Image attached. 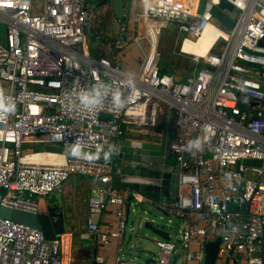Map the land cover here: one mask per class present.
<instances>
[{
    "label": "built area",
    "instance_id": "obj_1",
    "mask_svg": "<svg viewBox=\"0 0 264 264\" xmlns=\"http://www.w3.org/2000/svg\"><path fill=\"white\" fill-rule=\"evenodd\" d=\"M88 1L0 0L5 27L0 89L15 104L0 119V209L36 213L40 197L61 189L75 175L87 176L100 182L87 200V231L104 245L124 237L127 198L133 204L145 198L131 187L101 184L115 177L121 146L111 142L126 125L167 131L169 123H157L165 107L175 123L168 147L178 163L177 196L166 211L178 217L180 226L169 239H153L156 252L149 264H171L177 253L176 263L202 264L204 244L217 236L214 264H264V164L241 162L264 160V0H225L236 10L221 11L231 26L211 11L221 0H205L200 12L199 0H134L148 51L139 44L136 28L121 17L107 48L114 52L129 40L138 44L143 57L134 73L122 69L113 56L92 55L89 41L106 46L108 34ZM160 19L175 22L180 46L206 27L222 32L205 55L188 53L195 64L204 65L183 79L159 70ZM216 45L219 51L212 52ZM95 90L100 103L84 105L80 97ZM116 92L126 100L119 110L113 104ZM102 113L109 118H101ZM28 143L55 145L61 151L43 161L32 157L38 151L23 153ZM76 143L79 157L71 155ZM97 151L98 160L83 158ZM104 152L110 153L108 161ZM109 205L116 207L115 227L92 221V214ZM64 235L47 239L38 227L0 215V264H67ZM88 255L94 264L104 262L94 250ZM113 264L133 260L117 255Z\"/></svg>",
    "mask_w": 264,
    "mask_h": 264
},
{
    "label": "water",
    "instance_id": "obj_2",
    "mask_svg": "<svg viewBox=\"0 0 264 264\" xmlns=\"http://www.w3.org/2000/svg\"><path fill=\"white\" fill-rule=\"evenodd\" d=\"M205 0H199L197 11H202ZM130 0H128V8ZM222 9L226 11H236L230 3L225 0H221L216 6H213L211 11L214 17L223 24L232 25L230 17L221 13ZM129 11H126V16ZM264 42V40H261ZM101 118H109L107 114H100ZM166 129H163V141L166 138ZM193 140V139H192ZM164 147L161 151H149L147 144L140 143L138 147H134L132 152H123V147L120 153L117 155V163L119 165V172L116 174L112 182L101 183L104 186L114 187H131L138 190L145 200L138 203H131L130 197L127 198L125 207V218L128 221V215L130 211L136 212L138 205H149L152 211L143 210L144 214L150 216V218H141L139 221V227L143 226L145 229L150 230L157 237L169 239V233L157 225L155 221V214L160 213L159 218L167 216L168 212L165 207L169 205L177 196L178 191V163L170 153L168 143L164 141ZM152 148V146L150 147ZM154 148V147H153ZM44 151L48 152H60L61 148L55 145H44ZM129 158L134 160L130 161ZM128 161V164L125 163ZM242 164L246 166H261L264 164V160H257L252 158L242 159ZM74 183V178L69 179L63 185V189L67 186L71 187ZM97 184L100 182L97 181ZM133 206V207H132ZM0 215L4 217H10L13 220L24 222L26 224L38 227L45 238L54 239L58 238L65 230L71 228V223L80 222L79 218L69 215L64 201L60 203L56 202L50 205H45L44 209L38 210L36 213H26L20 210L1 208ZM132 230V228H131ZM126 234V232H125ZM125 236V235H124ZM220 236H217L214 240L207 241L204 244V257L202 264H214L216 260L217 251L219 248ZM179 257V253L175 254L172 263L176 264V259ZM153 261V258H147L144 260V264H149Z\"/></svg>",
    "mask_w": 264,
    "mask_h": 264
},
{
    "label": "crops",
    "instance_id": "obj_3",
    "mask_svg": "<svg viewBox=\"0 0 264 264\" xmlns=\"http://www.w3.org/2000/svg\"><path fill=\"white\" fill-rule=\"evenodd\" d=\"M87 4L94 8L97 14V21L99 22L101 26H103V28H106V29H109V26H111L114 23L117 28V23H116L117 17H121L122 19L127 21L129 18L130 12L136 10V5H135L134 0H130L129 8H128V0H99L98 3H93L89 0ZM126 11H129L127 16H126ZM203 34H208L210 36L209 41L205 43L203 46L204 48L202 51L204 52L205 49L210 46L211 41L214 42L215 38L213 40L212 34L209 30L205 31ZM203 34L197 39H200L203 36ZM195 40L185 39L181 43V50L186 53H192L186 50V48L188 47L185 48V45L186 43L188 42L190 43ZM200 44H201L200 41L197 42V45L194 47V50ZM94 45L95 46L93 48V53H94L93 55L94 56H99V55L105 56L102 53L103 52L102 47L98 44H94ZM104 47H107V46H104ZM109 53H110V58H112L113 56V59L115 61V57L113 55L114 52L109 51ZM186 75L187 74L183 72V73H180L179 75L175 74V77L178 79H183ZM157 128L160 129V127L149 129V128H145V127L138 126V125H126L123 128L122 135L117 140L111 142V145L115 143L118 144L119 139H121L123 143L120 146L122 148L126 146L127 144H129L130 140L132 141L137 138L141 140V143H145L149 145L148 146L149 148H147V150L155 151L156 150L155 147H157V151L159 150L161 151V147H160L161 138L158 135L160 134L163 135V128L162 130H159ZM149 131H151L152 134L154 133L156 135L155 136L149 135L148 134ZM168 131L170 130L169 129L167 130L166 137L169 139L172 133L170 131V133L168 134ZM43 146L44 145H42V147L37 146V148L41 149L40 151H38L40 152V154H34L32 155V157H36V158L40 157L43 161H50L51 159L55 158L53 153L44 151ZM151 146L152 148H150ZM133 148L131 149V152ZM32 152H34V150ZM125 163L128 164V161H126ZM115 176H116V173H115ZM72 178H74V183L73 185H71V187L67 186L64 189L61 188L59 190H55L49 193L48 195L44 197H40L37 200L39 209L42 210L47 204L50 205L56 202L60 203L63 200L69 215L79 218L78 219V221H80L79 223L76 221L75 223L74 222L71 223V228L65 230L62 233V234H65L64 236H66V239L68 240L66 245L62 248V255L64 257V260L67 262V264H94L88 255L90 250H94L96 254L104 257V262L99 263V264H113L114 258L117 255L120 256L122 254V251H123L122 244H123L125 236L120 239H112L110 243L107 245L98 243L95 240V237L92 234H90L86 229V218H87V205L86 204H87L88 198L92 196V193L95 191V188L98 185L97 181L87 176H82V175H75ZM114 188H122V187H114ZM167 208H168V205L165 207V209L167 210ZM115 209L116 207L114 205H109L106 209H104L100 213H96L95 214L96 218H92V215H93L92 214L91 219L92 221H95L97 223H100V224L109 223L111 224L112 227H115V216H114ZM179 226H180V222H179ZM133 264L135 263L133 262Z\"/></svg>",
    "mask_w": 264,
    "mask_h": 264
},
{
    "label": "rangeland",
    "instance_id": "obj_4",
    "mask_svg": "<svg viewBox=\"0 0 264 264\" xmlns=\"http://www.w3.org/2000/svg\"><path fill=\"white\" fill-rule=\"evenodd\" d=\"M93 3H98L99 0H90ZM126 24L129 28H131L133 31L136 28V34L139 37V44L141 45L142 49L147 52L148 51V40L146 31L143 25V22L141 18L135 17V11H131L128 20L126 21ZM158 24H160V29L157 32L158 36V43L156 46V52H157V58L159 63H164L169 68L174 69V73L180 74L183 72V65L188 64L192 61V55L188 53H184L181 50L180 46V38L181 36L177 33L175 22L173 21H166L163 19L157 20ZM217 23V21H215ZM110 25V24H109ZM4 24L0 23V38L3 39L4 34ZM103 28V26H102ZM116 26L115 23L109 26V29L103 28L105 32L108 34V41L105 43L107 47H102V53L105 56H108L110 58V53L107 48L111 47V41L116 33ZM133 33V32H132ZM210 39V36L208 34H203V36L200 39H197L193 42H188L185 45L186 50L195 53L196 55L202 56L203 53V46L205 43H207ZM201 42V44L195 48L197 45V42ZM183 42V41H182ZM95 43L93 41H89V48L90 51L93 53V48ZM212 44V41H211ZM210 44V46H211ZM210 46L206 48L205 50L208 51ZM219 45H216V47ZM109 54V55H107ZM174 57H176L177 63L174 65V61L176 60ZM115 57V62L120 65L122 69H124L127 72L134 73L139 65V61L143 57V53L139 47L138 44L134 43L132 40H129L126 45H124L121 49L115 50L113 53ZM94 56V55H93ZM158 63V64H159ZM175 75V74H174ZM164 114L161 117L160 115L157 117V123L165 124V122L168 124L170 123V111L168 108L163 107ZM172 125V124H171ZM150 129V128H149ZM159 129V128H157ZM160 130V129H159ZM170 131H168V134ZM149 135L155 136L156 134H152L151 131L148 132ZM161 138V145L160 147H164V141H163V135H158ZM130 143L123 147L124 153L130 152L131 149L134 147H138V145L141 143L140 139H134L130 140ZM122 140L119 139L118 144H122ZM40 143H29L26 145H23V153H29L32 152L37 148V146L42 147V145H39ZM44 149V146H43ZM130 161L134 160L132 158H129ZM119 172V165L116 163L115 166V173L117 174ZM92 195H95V191L92 193ZM133 207V206H132ZM143 210L152 211L149 205H138L136 212L130 211L128 215V221L125 228V238L122 244V254L120 256H123L126 259H133V262L135 264H144V260L147 258H152L154 256V253L156 252V247L152 241L153 238H157L155 234H153L150 230L145 229L143 226L139 227V221L141 218H150V216L144 214ZM96 213L92 215V218H96ZM160 213L155 214V221L157 225H159L162 229L167 231L169 234L173 235L175 232V228L179 226L178 217L173 214L169 213L167 216H163L162 218H159ZM170 219V222L168 221ZM132 228V230H131ZM114 256V255H113ZM135 257V258H134ZM112 258V256H111ZM176 264H182L181 259L177 261ZM188 264H196L195 262H189Z\"/></svg>",
    "mask_w": 264,
    "mask_h": 264
},
{
    "label": "clouds",
    "instance_id": "obj_5",
    "mask_svg": "<svg viewBox=\"0 0 264 264\" xmlns=\"http://www.w3.org/2000/svg\"><path fill=\"white\" fill-rule=\"evenodd\" d=\"M81 102L86 106H95L100 103V92L99 90H95L91 93L85 92L80 97ZM126 100L122 99L121 93L116 92L113 94V104L116 110H119L125 106ZM15 110V104L9 103L8 98L5 97L3 89H0V119L6 117L8 114L12 113ZM197 148L200 147L199 142L195 143ZM71 155L73 157L81 156V147L79 143H76L72 147ZM84 159L88 161H95L100 158V152L97 151L96 153H87L84 154ZM104 159L108 161L110 159V153L104 152Z\"/></svg>",
    "mask_w": 264,
    "mask_h": 264
},
{
    "label": "trees",
    "instance_id": "obj_6",
    "mask_svg": "<svg viewBox=\"0 0 264 264\" xmlns=\"http://www.w3.org/2000/svg\"><path fill=\"white\" fill-rule=\"evenodd\" d=\"M181 39V38H180ZM213 43V42H212ZM212 45V44H211ZM211 47V46H210ZM210 49V48H209ZM212 49V52H217V51H219V49H220V46H214V47H212L211 48ZM209 51V50H208ZM207 51V52H208ZM204 52H206V50L204 51ZM172 55V54H171ZM173 56V55H172ZM174 57V56H173ZM175 59H176V57H174ZM172 61H174V65H176L177 63H179L178 61H177V59L176 60H173V59H171ZM159 63V62H158ZM200 65H204L203 64V62H200V63H198V64H195L193 61H191V62H189L188 64H185V65H183L182 67H183V72L184 73H186V74H188V73H190L191 71H193L195 68H197L198 66H200ZM159 70H160V72L161 73H170V74H176V73H174V69L173 68H168L167 66H166V64H164V63H159ZM182 72V73H183ZM178 79V78H177ZM172 124V125H171ZM169 130L171 131V133H172V135H171V137L173 136V134H174V132H175V123H174V120L172 119L171 121H170V123H169ZM42 145V144H41ZM41 149L40 148H36L34 151H40Z\"/></svg>",
    "mask_w": 264,
    "mask_h": 264
},
{
    "label": "bare ground",
    "instance_id": "obj_7",
    "mask_svg": "<svg viewBox=\"0 0 264 264\" xmlns=\"http://www.w3.org/2000/svg\"><path fill=\"white\" fill-rule=\"evenodd\" d=\"M208 30L211 32L212 37H213V40H214V38H216L217 35H219V33L222 34V32H221L219 29H216L215 27H212V26H211V27H206V28L204 29V31L202 32V34H203L205 31H208ZM202 34H201V35H202ZM201 35H200V36H201ZM200 36H199V37H200ZM199 37H198V38H199ZM206 53H207V51H206V52H203L202 55H205Z\"/></svg>",
    "mask_w": 264,
    "mask_h": 264
},
{
    "label": "flooded vegetation",
    "instance_id": "obj_8",
    "mask_svg": "<svg viewBox=\"0 0 264 264\" xmlns=\"http://www.w3.org/2000/svg\"><path fill=\"white\" fill-rule=\"evenodd\" d=\"M164 141H165L166 143H168V138L166 137Z\"/></svg>",
    "mask_w": 264,
    "mask_h": 264
}]
</instances>
